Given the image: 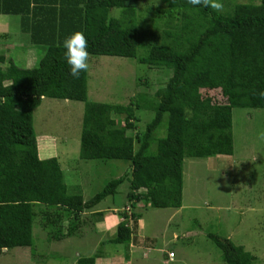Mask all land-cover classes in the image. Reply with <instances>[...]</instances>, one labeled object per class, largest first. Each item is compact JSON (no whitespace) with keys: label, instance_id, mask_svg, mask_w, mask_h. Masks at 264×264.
<instances>
[{"label":"trees","instance_id":"obj_1","mask_svg":"<svg viewBox=\"0 0 264 264\" xmlns=\"http://www.w3.org/2000/svg\"><path fill=\"white\" fill-rule=\"evenodd\" d=\"M255 1L220 0L225 9L216 12L187 0H161L167 9L157 12L172 24L180 18L183 23L166 32L171 42L159 44L139 30L141 0H0V14L20 17L23 33L39 50L34 67H23L0 44V254L33 245L37 209L49 219L51 211L58 216L48 225L59 226L66 214L74 225L125 181L130 189L124 208L144 202L155 209L182 208L185 160L232 156L234 109H264V98L253 95L264 90V0ZM188 12L200 17L198 30L185 21L193 18ZM74 31L84 33L89 55L137 60L164 75L162 86L153 96L133 95L128 104L91 102L88 70L72 77L64 57L63 41ZM139 49L146 53L138 56ZM210 91L225 101L216 102ZM45 98L84 103L82 160L124 161L130 172L89 200L69 194L58 158L39 156L34 113ZM147 111L153 117L145 130L130 134L140 123L138 113ZM119 216L111 243L126 248L142 216L124 210ZM208 237L227 264L254 263L243 246ZM102 247L77 264H96Z\"/></svg>","mask_w":264,"mask_h":264},{"label":"rangeland","instance_id":"obj_2","mask_svg":"<svg viewBox=\"0 0 264 264\" xmlns=\"http://www.w3.org/2000/svg\"><path fill=\"white\" fill-rule=\"evenodd\" d=\"M154 2L160 6H150L151 0H141L139 30L145 34V40L150 38L159 44L171 42L173 39L168 38L166 32L175 33L178 28H174L182 27V18L172 24L169 17L164 18L162 11L157 12L160 8L166 10V5H161V0ZM188 13L193 18L185 21L198 30L200 17L195 16V12ZM20 23V17L14 16L11 25L18 28L10 30V37L0 36V43L6 44L8 39L15 44L20 43L21 47H16L14 54L25 57L22 50L31 45L27 34L15 30H20ZM144 53L146 49H139L138 56ZM38 60L39 50L35 48L33 60L21 58L16 63L31 68ZM88 72L89 100L97 103L128 104L130 97L142 91L153 96L164 78L161 72L151 70L137 60L110 56L89 55ZM208 94L216 102L225 101L218 91ZM83 115L82 102L45 98L34 113V126L37 136L50 139V144L41 141V152L50 147L53 153H57L69 194L81 193L89 200L102 191L107 182L129 173L130 165L119 160L81 159ZM138 117L141 120L137 130L129 132L132 135L140 129L145 130L153 115L148 111L139 112ZM114 118L112 115L111 119ZM117 124L118 120L116 127ZM162 131L160 129L158 135ZM261 131H264V109H234V154L185 160L182 208L155 209L146 207L145 202L139 204L135 212L141 214L145 224L143 235L147 238V246L136 251L134 264H227L209 234L228 238L237 246H243L255 257L253 264H264V140L258 139ZM129 189L130 182L125 181L114 197L108 196L92 210L98 207L124 208L128 203ZM37 212L33 245L15 248L8 254L3 251L0 264H74L79 257H90L100 250L96 246L98 239L95 233L98 230L84 227L87 220L71 225L70 215L66 214L59 226H53L48 224L49 221L54 223L53 218L57 221L54 211L51 212L55 217L50 219L42 215V209H37ZM115 235L116 228L110 233L100 234L99 238L103 236L105 240L100 241L109 244ZM122 248L124 245L116 246L120 252L124 250ZM168 252L176 256L171 262H166Z\"/></svg>","mask_w":264,"mask_h":264},{"label":"crops","instance_id":"obj_3","mask_svg":"<svg viewBox=\"0 0 264 264\" xmlns=\"http://www.w3.org/2000/svg\"><path fill=\"white\" fill-rule=\"evenodd\" d=\"M12 20H13V16H9L6 14H0V36L10 37V33H11L10 30L12 28L17 27V26L12 27V25H11ZM15 30L23 33V31L21 29V23H20V30H18V29H15ZM8 40H9V42L6 43L4 50H3L7 55L13 54L15 61L16 60L18 61V59H21V58H23V59L26 58L27 61L33 60L34 54H35V47H32L33 45L31 44L30 41H29V43H30L31 47H28V48H25L22 50V52L26 56L21 57L18 54L17 55L14 54L16 47H18V46L21 47V44L20 43L15 44V42L10 41L11 39H8ZM37 139H38V149H39L40 159L46 160L49 158L58 157L57 153L56 152L53 153V150L51 151L50 147L46 151L41 152V141H46L49 144L51 143L49 141L50 139L47 136H41V137L37 136ZM46 145L47 144H45V146ZM54 148H55V146H54ZM84 199L87 200L85 198V196H84ZM117 210L123 211L124 208L117 209L116 207H113V208L112 207H110V208L98 207L95 210H92L91 212L87 211V212L81 214V216H79V220H82V221L87 220V222H88L87 225H85V222H84V227L89 228V230L91 228H92V230H95V228H97V230H98V233H95V235L98 239V243L96 246H98V247L103 246V247H102V252H101L102 255H101V257H99L97 259L96 264H134L133 256H134V254H136V251L139 249H145L147 246V238H145V236L143 235V231L145 229L144 228L145 224H144L142 219H140L138 221V228L135 231V233L133 234L129 246L126 248H122V249H124L123 251L120 252L118 249H116V247L113 244H111V242L114 239L109 240L110 241L109 244L106 243V241H104V242L100 241L101 239H104L103 236H101L99 238L100 234L110 233L123 220L119 216V211H117ZM98 212H103L104 215L98 216V217L93 216L94 213H98ZM93 222H95V224H93ZM4 252L7 254L9 253L7 250H4ZM166 257L168 259V261H166V262H169V261L171 262L174 260V259L173 260L169 259L167 254H166ZM74 264H77V260L74 262Z\"/></svg>","mask_w":264,"mask_h":264},{"label":"clouds","instance_id":"obj_4","mask_svg":"<svg viewBox=\"0 0 264 264\" xmlns=\"http://www.w3.org/2000/svg\"><path fill=\"white\" fill-rule=\"evenodd\" d=\"M187 2L193 6L202 5L203 7L211 8L216 12H222L224 9V5L220 2V0H187ZM63 47L66 49L64 57L70 67L71 76L74 78H79L81 72H86L89 69V52L87 51V38L85 37L82 31H74L71 35L67 36L64 39ZM253 95H257L260 98H264V90L254 91ZM258 139L264 140V131H261L258 134ZM139 204L135 208L136 210L140 207ZM128 208L131 210V212L128 211ZM135 209H133L131 205H129L124 208V211L127 212L128 215L132 216L133 213H135ZM169 253L170 252L167 253V256Z\"/></svg>","mask_w":264,"mask_h":264},{"label":"built area","instance_id":"obj_5","mask_svg":"<svg viewBox=\"0 0 264 264\" xmlns=\"http://www.w3.org/2000/svg\"><path fill=\"white\" fill-rule=\"evenodd\" d=\"M128 211L131 212V210H130L129 208H128ZM174 257H175V254H174V253L170 252V253L168 254V258L171 259V260H172Z\"/></svg>","mask_w":264,"mask_h":264}]
</instances>
